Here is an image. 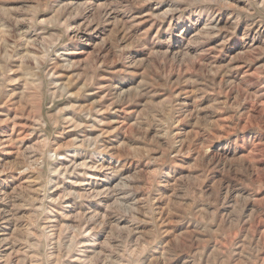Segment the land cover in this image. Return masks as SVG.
Instances as JSON below:
<instances>
[{
    "label": "clouds",
    "instance_id": "obj_1",
    "mask_svg": "<svg viewBox=\"0 0 264 264\" xmlns=\"http://www.w3.org/2000/svg\"><path fill=\"white\" fill-rule=\"evenodd\" d=\"M17 104L34 143L7 141L30 179L0 191L3 264H264V0H0V108ZM69 147L88 155L61 163ZM89 170L127 179L75 190ZM113 212L129 227L96 253Z\"/></svg>",
    "mask_w": 264,
    "mask_h": 264
},
{
    "label": "rangeland",
    "instance_id": "obj_2",
    "mask_svg": "<svg viewBox=\"0 0 264 264\" xmlns=\"http://www.w3.org/2000/svg\"><path fill=\"white\" fill-rule=\"evenodd\" d=\"M149 10H150V6L144 5L143 14L147 15ZM141 27L142 28L147 27V23L142 24ZM108 35H110V33H107V32L101 33L98 37L93 39V42H92L93 45L100 43V41L104 40L105 36H108ZM236 50L243 51V49H241L239 45H236ZM91 51H92L91 46L81 49V52H86L88 54H91ZM226 51L228 50L226 49ZM233 54L234 52L229 51V55H233ZM79 58L84 59L86 57L81 56ZM33 59H35V57H33ZM238 70L244 71V69L242 68ZM249 71L253 75L258 74V69L255 67H253ZM67 79H71L70 72L67 75ZM23 87L24 85L13 84L9 86V89L11 91H18L22 89ZM71 90H78V89L74 85L73 88L70 89V91ZM262 107H264V104H262ZM19 109H20L19 104H17L15 108H9L7 106L0 108V144L7 145L4 148V150L0 152V174H2L4 177H10V176L19 177V179L16 180L14 183L9 184L5 182L4 184L0 185V191L14 192L15 190L19 189L20 195L17 197L18 201L23 199V196L25 192L27 191L24 188V185L21 183V181H24L25 183H27L28 180L30 179V175L27 173L21 175L20 173H17L14 171L15 162L19 154V149L16 148L15 144H7V141L13 140V141L19 142L22 140L23 144L21 145V147H32L34 143L33 139H29L25 134L21 133V129L22 128L26 129L27 125L25 124L26 118L17 116V111ZM65 115L71 116L74 119H77L78 121L82 119L80 117H77V115L71 111L66 112ZM110 115L111 114L109 113H105L106 117H110ZM90 134H94V133H90L89 130L87 129H80L79 131H74V132H66L65 139L63 142L65 144H68L71 142L72 139H79V138H82L83 135H90ZM66 155L68 156V160L61 161V163H67L69 160L76 161L78 163L79 160L85 158L88 154L78 149L69 147L68 149H66ZM6 169L8 170L6 171ZM98 175H101V173H96L92 170H89L88 175L84 177H74L77 180L83 181V186L76 188L75 190L83 191V192L94 190V191L99 192L107 188L115 189L116 185L120 182L121 179H127V175H122V177L113 178L111 183L104 184L103 188H99L101 187V182L98 179L93 178ZM67 187H71V185H68ZM260 190L261 189L258 187L257 191L259 192ZM98 199L99 200L85 199L79 202H75V207L79 208L78 212L80 214H83V213L91 214L92 212H97V211L103 212L104 205L111 202V197H98ZM131 199L132 198L130 197L129 200ZM0 208H3L4 212L6 213L12 210L10 203H0ZM15 214L17 216L29 215L28 210L26 209H21L19 212H16ZM121 215L122 213H116V212L111 213L110 214L111 222L108 225V230L105 231L104 229H100L99 232L91 233V235L96 236L98 238V245L94 250L96 253H99L101 251L100 245H103L106 242V239L109 235H119L129 227V223H130L129 216H124V219H121L118 222L116 221V217L121 216ZM85 219H87V217H85ZM169 223L171 224L172 222L169 221ZM76 224H81V226H83V223L80 221H74L73 226L75 227ZM16 227H17V224L14 220L5 219L4 225L0 226V238L11 235ZM61 227H63V225H61ZM89 227H91V225H89ZM141 227H143V225H141ZM178 238H179V233H178ZM84 239H87V237H84ZM4 251H8V250L5 249ZM0 264H3L2 260H0ZM90 264H96L95 260L91 259V257H90Z\"/></svg>",
    "mask_w": 264,
    "mask_h": 264
}]
</instances>
